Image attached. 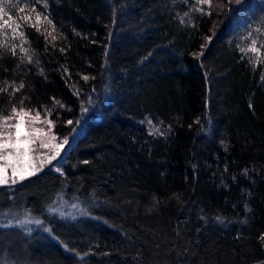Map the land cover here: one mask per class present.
<instances>
[{
	"label": "trees",
	"instance_id": "1",
	"mask_svg": "<svg viewBox=\"0 0 264 264\" xmlns=\"http://www.w3.org/2000/svg\"><path fill=\"white\" fill-rule=\"evenodd\" d=\"M4 2L0 114L68 143L0 185V264H264V0Z\"/></svg>",
	"mask_w": 264,
	"mask_h": 264
},
{
	"label": "snow or ice",
	"instance_id": "2",
	"mask_svg": "<svg viewBox=\"0 0 264 264\" xmlns=\"http://www.w3.org/2000/svg\"><path fill=\"white\" fill-rule=\"evenodd\" d=\"M197 3L211 5L212 0H197ZM11 6L18 5L0 0V30L10 29L15 34L21 26L17 23V19L10 15L7 19L4 18L6 8ZM18 10L21 13L24 12V8L22 7ZM39 18V13H37V22H39ZM22 19L28 22L31 17L25 15ZM45 20H47V17H45ZM47 23L51 24L52 22L51 20H47ZM257 31L259 32L260 29H257ZM19 35L21 39H24V33L21 32ZM256 44L257 41L253 39L248 51L258 52L259 49L256 47ZM15 47L16 45H13L11 49L13 54H15ZM21 51L27 53L28 50L21 48ZM241 51L243 52L245 49H241ZM28 59L31 62V58L29 57ZM83 79L87 81L89 77L84 76ZM19 87L22 88L23 84ZM2 91H7V89H0V92ZM16 91H19V88ZM40 120L41 115L39 111H36L32 115L31 110H26L24 107L17 108L15 105H13L10 114H0V185L9 182L15 184L18 180L22 181L27 177L36 175L46 164H51L60 155L63 146L68 143L67 137L58 141L55 134L52 133L53 121L51 119L44 121L47 124V129L35 127V123ZM67 123L72 124L73 121L70 120ZM42 149L47 151H40ZM9 170H11L10 178L7 175ZM35 222L37 224L41 223L39 220Z\"/></svg>",
	"mask_w": 264,
	"mask_h": 264
},
{
	"label": "rangeland",
	"instance_id": "3",
	"mask_svg": "<svg viewBox=\"0 0 264 264\" xmlns=\"http://www.w3.org/2000/svg\"><path fill=\"white\" fill-rule=\"evenodd\" d=\"M40 151H47V150H43V149H42V150H40ZM7 175H8L9 178L11 177V170H9V172H8Z\"/></svg>",
	"mask_w": 264,
	"mask_h": 264
}]
</instances>
